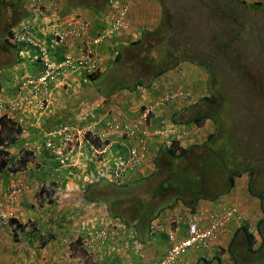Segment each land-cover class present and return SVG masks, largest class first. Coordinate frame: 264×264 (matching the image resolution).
Listing matches in <instances>:
<instances>
[{
    "label": "crops",
    "instance_id": "1",
    "mask_svg": "<svg viewBox=\"0 0 264 264\" xmlns=\"http://www.w3.org/2000/svg\"><path fill=\"white\" fill-rule=\"evenodd\" d=\"M26 1L0 0V91L5 101L20 103L12 118L22 128V132L17 136L18 139L8 149L11 153L21 152L22 149L30 150L35 156L26 168L15 176L3 174L0 177V200L6 208L15 212L17 220L16 224L8 226L0 224V264H77L74 259L78 248L75 246V240L78 239L79 245L80 240L87 238L96 228L107 229L108 236L89 251V264H129L141 260L154 262L167 250L169 232H174L177 237L185 235V226L190 219V213L186 208L184 210L179 203H176L174 208L171 207L159 217H153L146 225L143 222L142 209H129L130 214L126 217L121 214L113 216L114 214L108 213L106 204L97 202V199L87 201L84 198L85 190L88 189L89 195L95 194L94 192L103 189L105 184L100 182L104 160L98 161V156L92 153L87 145L81 144L76 154L67 162L52 157L47 150V157L44 159L38 157L36 146L43 145L49 139L53 128L65 119L81 125L99 119L105 112V99L113 96L115 92L111 89L107 93L101 91L97 86V81L101 78L90 80L80 76L77 81L66 82V87L65 81L55 83L57 85L53 84L52 92L47 95L50 102L44 107H42L43 99H47L44 94L24 97L20 82L25 76L36 75L39 67L31 47L6 43L8 33L10 28L25 16L36 19L38 25L42 26L44 22H49L51 14L46 10L42 13L35 12V9L28 6L29 12L26 9ZM128 2L132 32L129 35L112 38L106 44L102 49L104 62L113 59L111 55L114 51H126L127 45L132 40L141 38L144 31L156 28L161 21L163 12L159 0H128ZM254 2L260 1L247 0V3ZM15 7L17 10L13 13L11 8ZM86 10L93 21L94 30L107 19L102 15L104 10L100 13H95L89 8ZM39 30L41 31L39 34L43 37L46 34L45 29ZM48 41L50 42V39ZM135 61L136 59L133 60ZM179 65L183 67V71L176 72L175 67L168 70L166 74L159 76L162 79L160 84H153L148 90L140 91L139 95L129 91L123 94L121 92L119 95L124 99L126 110L134 112L135 101L132 98L139 96V101L141 98L144 101L152 100L155 98L154 95L160 93L162 84L171 81L196 93L203 90L202 70L189 62H181ZM106 67L107 65L104 64L103 69ZM120 74L122 78H127L121 71ZM123 85L120 87H125ZM175 107L168 105L157 108L156 111L160 113V118L167 115L169 117L176 112L177 115L172 117L180 120L183 118V113L178 108L176 111ZM129 116L132 117V114ZM194 139L189 135L185 143L194 142ZM118 145L124 146L120 143ZM114 154L113 151L108 152L103 157L111 159ZM40 160L42 161L39 162ZM239 179L242 182L239 184L236 180L235 186L228 193L220 195L219 200L214 202L200 199L196 207L203 205L217 207L219 203H235L246 215L252 212L257 215L256 199L247 193L248 176L243 174ZM17 180L26 183L38 180L46 188L50 186L55 188L54 203L47 204L43 196L34 190H28L18 195L16 200L10 201L7 195L9 187ZM116 197L118 198L119 194H116ZM180 214L182 215L179 216ZM19 223L21 228L18 227ZM151 225L154 230L151 229ZM233 227L232 224L228 226L221 237V244L230 240ZM217 249L218 242L208 251L190 249L174 264H200L201 261H207L215 256ZM80 254L84 256V252L80 251ZM225 256L227 255L222 254L221 258ZM68 257L73 258L69 260ZM228 264H231V259L228 260Z\"/></svg>",
    "mask_w": 264,
    "mask_h": 264
},
{
    "label": "clouds",
    "instance_id": "2",
    "mask_svg": "<svg viewBox=\"0 0 264 264\" xmlns=\"http://www.w3.org/2000/svg\"><path fill=\"white\" fill-rule=\"evenodd\" d=\"M95 1L96 0H93L92 2H95ZM103 1H104L103 6H105L103 9L104 11L100 9L97 12L100 13L103 11L102 15L104 17H106L107 19H105L102 22V25H100L99 27H96L95 30L93 29V21H92L91 17L89 16V13L86 10L89 8L93 11V7H91L92 2L90 4H86V2H82L81 4H76V5L74 4L73 5L72 3H69L68 0H66V3H65V0H43L39 3H38V1H35V0H27L26 1V3H27L26 9L29 12H30L29 7L31 9H35L36 10L35 12H39V13H42L44 10L48 11V13L50 12L51 14L49 13L50 14L49 22H44V25L39 26L36 19L29 18V17L25 16V17L21 18L20 21H18L12 28H10V30H9L10 35H8L7 40L10 41L13 45H17V46L27 45V46L31 47L32 50L35 52V58L37 60L38 67H39L38 73L36 75L25 76V78L20 82V88L21 89H22V83L25 81V79H27L28 77L36 79L37 77L42 75L44 72H46V70H44L43 63H42L41 59L39 58L37 50L34 48V46L26 44V43L15 42L13 40V33H14L16 27L23 22H29L33 25L34 32H35L37 38L47 46V49L49 51L48 54H49L50 64H52L54 67L57 66L59 63H62L66 59V55H70V57L82 60V63L77 62L74 68H69V67L62 68V69L51 68L50 72L53 73L54 77L50 78L49 81H47V83H46V88L42 89L41 92L39 91L37 94V96L44 94L47 98V99H43L44 105H42V107H44L47 103L50 102V98L47 95L50 92H52V90L54 88V87H52L53 84H55L59 81H65V87H66V82L77 81L80 78V76H85L86 79H90V80H94L95 78H101V76H103L106 71L111 69L112 65H114L119 59L122 58V54L117 50V51H114L113 54L111 55L113 59H109L108 62L107 61L104 62L102 49L106 46V44H108V42L112 38H115V37L121 36V35H129L132 32L133 27H132V23L130 22L129 15H128L129 7H130L129 2H128V0H106V2H108V4H106L105 0H103ZM242 1H244L246 4H251V3H247V0H242ZM259 1L264 3V1H262V0H259ZM98 2H101V0H99ZM198 2L200 3V5L193 4V7L196 8L198 6H201V7L203 6L204 9H208V10H210V9L212 10V8L214 7L212 0H208L205 2H202V1L201 2L198 1ZM51 4L54 6H51ZM168 9L170 10L169 7H166L165 9H163V14H162V17H164L166 20L167 26L169 24H172V21L175 20L177 17L174 14V12L169 14ZM97 12H95V13H97ZM121 12H124L123 18H124V21H126V23H127V27L116 30L111 35L105 36L102 40L100 39V40L94 42V39L97 38L96 36L98 34H100V32L103 29L109 27L111 22H113L119 16V14ZM173 15H174V17H173ZM72 16L73 17L82 16L89 23L88 29H87V36H86L87 39L89 40L87 47H82V48L79 47L78 48L76 41H74L70 45L69 42L62 41L59 38L54 37V35H53V29H55V28L61 29L62 27H64L66 24V21ZM45 19L46 18L44 16V20ZM162 21H163V19L160 21V23L157 25V27L162 23ZM46 25H47V28H46ZM156 28H154L152 30H155V31L160 30V31H159V34L156 37H154L158 40H157L156 44L153 45L152 48H151V45L149 43L151 35H145V31H144V35L142 34L141 38L132 40L127 45V47L135 48V45H137V44H132V43L141 41L140 44L141 45H147L149 50L156 48L157 52H160V56L162 57L161 54H163V53L160 51L159 46H158L161 43V40L158 37H162L163 36L162 33H165L166 35L168 33H167L165 28H162V29H160V28L156 29ZM39 29H45L44 33H46V34L43 35V37L39 34V31H40ZM152 30H147V31H152ZM245 37L249 38L247 36H245ZM49 39H50V42L48 41ZM239 43L243 44L242 41ZM212 44L213 43L210 42L209 45L206 46V48H211L213 51H215L212 48ZM182 45L185 46L184 44H182ZM189 45L193 48V50H189V51L187 50L186 51L185 47H184L183 53H185V54L188 53V57H192V59L187 58V59L181 60L176 65L177 67L175 66V68H177L175 70L176 72L183 71V67L181 65H179L181 62H189V63L196 65L195 55H194V53H195L194 44L191 43ZM243 45H245V44H243ZM243 45L241 47H243ZM236 46H237L236 53H239L242 57V60L244 61L245 57L242 53L241 47H239L238 44H236ZM88 49L91 50V54H92V58H93V67L90 69L88 68L89 65L86 62V55L88 54ZM128 51H124L126 53V56H125V62L123 64H125L124 67L126 69H129L131 72H134L136 70L135 67L138 64L137 55L135 56L134 59H131L128 55ZM181 51H182V47H181ZM144 54H145V52H144ZM140 56H141V59H143L142 63L144 66H147L146 64L155 65L151 62V58L149 60L146 59L147 55L143 56V54H142ZM135 59H136V61L133 62V60H135ZM161 59L162 58L158 59V63ZM238 59H239V57L236 59V62L238 61ZM129 62H133L134 65L130 64ZM245 62H246V60L243 63H245ZM104 64H105V66L107 65V67L105 69H103ZM172 68H174V67H172ZM172 68H170V69H172ZM148 69L150 71H153V69H155V67L154 68L151 67V69L148 67ZM170 69H168V70H170ZM210 69L215 70L214 68H210ZM120 71H121V69L119 67V72ZM138 71H136V72L138 73ZM167 71L162 73V74H166ZM109 73L110 72H108V74ZM162 74L156 76V78L152 82V85L156 84V83L160 84L159 82H162V79L159 77ZM151 75H153V74H151ZM202 75H203V86H204V88L199 93H205V91H209L210 95L203 94V95H201L200 98L197 99V95L199 93H196L192 89L186 88L184 86L176 85L171 81L170 83L162 84L163 86H162V89L160 90V93L154 95L155 98H153L152 100L144 101L141 98V100L139 101V96L137 98H132L135 101L133 103V105L135 106L134 112L126 110V107L124 104V99L119 94L121 92H122V94L128 93V91H129L131 93H136L137 95H139L140 91H144L145 89L148 90V86L138 87L139 91L134 92L133 89L132 90H130V89L133 88V84L135 82H133V84H131V85H127L126 87H120L119 85H116L114 87V89H116V90L111 88V90H113V92H115V94L113 96L109 97L108 99H105V101H104L106 107H105L104 115L102 117H100L99 119H96L95 121H89L88 123L82 124V125L78 124L74 121H67L65 119V120H63V122L59 123V125L56 128H53L50 131L49 139L46 140L43 145H37L36 149L39 151V149L44 148L45 150H47L52 155V157H54L58 160H61L62 162H67L70 159V157H73L76 154V152H77V150L81 144L87 145L90 148L91 152L95 153L98 156V158H97L98 161L104 160L103 170L100 174V182L105 183V184H103V186L109 185V184L111 186L112 185H114V186L129 185L131 183H134L136 180H138L142 177H145V178L149 177L152 173H154L156 171V168H157L156 160L162 154L163 148L170 146V143L172 141H176V142L178 141V143L181 146H187V145L194 144V143H200L206 138V135H208L209 133L214 132L216 130V125L212 120L211 114H209V117L207 119H205V121L202 125H198L197 123L195 124L194 122H191V123L172 122L173 120H172L171 115L169 117L167 115L164 118H160V116H161L160 113L158 111H156L157 108H163V107H166L168 105H175L176 107L174 109L177 111V108H178V110L182 111V113H183V110L185 108H190V107L196 106L197 100L202 101V98L204 96L211 97V93H212L211 90L214 92L218 88L216 85L213 86V84H212L213 80L217 78L218 74L215 75V74L209 73V70H207V71L202 70ZM128 76L129 75L126 74V77H128ZM210 76H212L211 79L209 78ZM136 77L142 79L143 76L139 77L138 74H136ZM218 79H220V78L218 77ZM142 80H145L144 77ZM150 80H151V77L149 79L147 78L146 81H150ZM55 85H57V84H55ZM175 88L183 90L187 94V97L184 99H181L179 101H175V100H171V99L166 101L164 99L166 94H168L170 91H172ZM22 91L24 92L23 89H22ZM0 95H1L4 103L7 106H9L12 103V102L5 101L4 97L1 94V91H0ZM224 101H225V99H224ZM202 102H204L206 105H208L212 108L211 104H209L205 101H202ZM228 102L230 103V101H228ZM147 107L150 108V112H151L149 115L150 126H152L153 128H161V129L173 128V129H175L176 133L180 134V137L175 138V137H173L174 135H172V134H167L166 136H160V137L158 135L151 134L148 140H149V144H150L151 149H152V156L150 157L148 162L145 165H143L141 168L137 169L136 171L131 172L129 170V171L125 172V174H123L120 178H115V176H114L115 167L118 166L119 161H121L125 158L129 146H131L134 143V142H130V141H135V140H130V138L127 139L126 137H121L120 135H117V134L105 133V128H104L105 122L112 116V113H113L112 109L113 108H116V109L119 108V110L122 113L123 118L126 121L130 122V121H134L136 119H139V116L145 111V109ZM17 110H18V108L16 110H14L13 112H11L8 116L3 115L2 117L12 118L13 113H15ZM216 111H219L220 114L222 113L221 115L223 116V121L225 118L224 124L225 125L227 124V125L224 126L223 121H222V129H223V127H225L228 130L227 126L230 123V116H231V114H229L230 112L221 110V108L218 104H216ZM205 112H207V110ZM198 113H196V114H198ZM218 113H214V115L217 118H219ZM129 114H132V117H130ZM2 117H0V119ZM187 119L188 118L183 117L182 119H180L178 121H185ZM162 121H163V123H162ZM209 121H212L214 125L211 126ZM64 128H67L70 132H76L77 130H82L84 132V135L77 137L76 140L71 142L73 145L69 144L65 147H61V144H62L61 139L64 136L63 131L65 130ZM93 130L96 131L95 135L92 134ZM208 130H209V132H207ZM219 132L220 131H218V134H219ZM189 135H192L195 139L193 140L194 142L186 144L185 140ZM118 143H120L124 146L121 147L120 145H118ZM111 149H113V150H111ZM112 151L115 154L111 159L107 158V157H103L108 152H112ZM0 173H1L0 177H2L3 174H6V173L10 174L12 176H15L14 173L8 172L7 170L0 172ZM15 178H13V179H15ZM17 184H25V185L27 184L30 186V188L23 190L21 193L17 194V196H15V197H11L9 195L10 191ZM41 186H42V184L38 180L31 181L30 183H26L25 181L17 180L13 184L10 185L9 192L7 195L9 196L10 201H14L18 198V195H21L22 193H24L28 190H34V192H36V191L39 192ZM0 202H1V200H0ZM50 203H47V204H50ZM176 203H179L181 208H183L184 210L186 208V211H188L190 213V219L186 223L184 236L177 237L174 232H169L167 234V240H168L169 246H168L167 250L165 251V253L172 247L173 242H174L173 240L170 239V235H172L174 237V239H176L177 241L186 238L187 237L188 223L193 219L196 212L199 209H201L202 207H209L211 209H217V208H221V207H224L227 205H235V207L237 208L238 215L241 217V219L239 221H235V219L232 218V221L228 222L225 225V227L222 230H220L217 237L211 242V244L208 247L191 246V247L187 248L181 255H183L185 252H187L190 249H203L204 251H208V250L212 249L218 242V249L216 250L217 251L216 255L210 259H207V261L215 262L217 260L219 264H228V259H227V261L225 259L226 256L223 259L221 258V255H222L221 250L223 248H225V247H222L221 237L225 233V231L227 230V228L230 224H232L234 226L233 227L234 230L232 231V237H233V234H234L235 230L237 229V227L239 225H241L242 223H247L248 227H249L248 230L250 232H252L256 237L258 235V233L256 231V222L262 217L261 213H259L257 215L252 214V213L246 215L245 213L242 212V209L238 204H235V203L224 204L223 203L217 207H212V206H208V205L196 207V205H195L194 209L192 210V209H189L188 206H185L184 204H182L179 200ZM176 203L170 202V203H167L166 205H164L165 207L162 210L157 212L155 218L159 217V215L161 213L164 214L165 211L169 210L171 207L174 208ZM1 204L4 206V204L2 202H1ZM6 209L9 211H12L14 213V215L8 219V222L6 224H2L1 222H0V224L3 226H8L10 224L11 225L16 224L15 222L11 221L12 219L16 220L15 212L9 208H6ZM178 211H179V209H178ZM181 215L182 214H180L179 216H181ZM151 229L154 230L153 225H151ZM100 231H103L102 237L97 236V234ZM107 236H108L107 229L96 228L93 230L91 235H88L87 238L80 240L79 245L77 243L78 239H76L75 240V246L78 248H77V251L75 253L74 259L77 261V264H89V262H88V260L90 259L89 258L90 257L89 251L93 250L99 244V242H101L102 240H105L107 238ZM232 237L227 242L228 246H227V249H225V251H227L229 253V259H231V264L234 263V258L232 256V253H233V255L237 256L239 259L242 257H240V253H239L238 249L244 248V250H245V245L243 246L244 240L242 239V236H239L238 240L236 241L239 245L235 246V244H236L235 243L234 246L231 247L230 243H231ZM80 251L84 252V256H82L80 254ZM245 252H246V250H245ZM165 253L158 260H156L154 262L150 261L148 263L159 262L162 259V257L165 255ZM223 253H225V252H223ZM181 255H179L176 258V261ZM68 258L70 260L73 257H68ZM142 261H146V260H141V261H137V262H130L129 264H137V263L142 262ZM176 261H175V263H176ZM207 261H204V262H207Z\"/></svg>",
    "mask_w": 264,
    "mask_h": 264
},
{
    "label": "trees",
    "instance_id": "3",
    "mask_svg": "<svg viewBox=\"0 0 264 264\" xmlns=\"http://www.w3.org/2000/svg\"><path fill=\"white\" fill-rule=\"evenodd\" d=\"M92 1L93 0H68V2L72 3L73 5L81 4L82 2L90 4ZM98 1L99 0H96L95 2L91 3L93 11L96 10L95 12L99 11L100 9L103 10L105 7L103 6V0H101V2ZM198 1L201 2L202 0ZM233 1L234 3L229 14V18L231 16V19H227L228 22L233 25V29L231 30L232 32H228L224 26H218L221 29V32L219 34H215L213 38L211 37L210 41L211 43L213 42L212 48L215 51H213L211 48H206L201 52L195 51L194 55L196 57V65L201 70H209V73L215 75L218 74L217 78H220L219 81L222 84L223 82L221 78L224 72L217 68V65L219 64L218 57L220 54L218 44L224 42L227 48H229L227 61L230 62L232 66H235V75L243 76L247 73L248 76L252 78L253 85L256 87L261 97L264 94V90L263 87H260V84L255 77V73L246 68V66L243 64L245 60L243 61L241 55L235 52L237 49V42H241L242 39L246 40V37L241 29L242 25H234V19L236 14L242 10V7L247 5L253 7H264V3L254 2L251 4H246L242 0ZM159 3L163 12V9H165L163 8V2L159 0ZM16 10V7L11 8L13 13ZM222 13L223 14H221L220 17L224 19V16L227 14V10L223 9ZM162 19V23L156 29L165 28L168 35L170 36L169 45H162L161 43L158 45L160 51L163 53L161 54L162 64L158 63V66L146 64L150 69L151 67H155V69H153V75L150 76L151 80L146 81L142 80L141 78H137L133 84V88L130 89H133L134 92L139 91L138 87L148 86V89L151 88L152 82L156 76L166 72L172 67H175L183 59H192V57H188V53H183V45H177V47H182V51H174L171 41L172 36L170 35L171 24L167 26L165 18L162 17L161 20ZM159 31L160 30L145 31V35H158ZM8 35L10 34L8 33ZM162 35V37H158L161 41L164 39L166 34L162 33ZM6 43L11 45L10 41L6 40ZM140 43L141 41L133 42L132 44ZM124 56H126L125 52ZM238 57L239 59L236 62ZM210 68H214L215 70H211ZM124 75L126 76V74ZM212 84L213 86L216 85L218 87L217 90L221 88V84H219L216 79L213 80ZM123 86L126 87L127 85ZM220 98L221 100L218 99L217 95L211 93V97L204 96L202 101H205L212 106H216V104H218L221 110L230 112V103L224 101L225 97L223 94L220 95ZM246 109H248V112H250V110L253 111L256 108L248 106ZM209 114L211 113L199 112L185 121H178L172 117V115H177L176 112L173 113L171 117L173 120L172 122H194L195 124L197 123L198 125H202L205 119L209 117ZM218 115L219 118L212 116V120L216 125V130L206 135V138L202 142L181 146L178 141H172L170 146L164 147L162 154L156 160V171L149 177H142L129 185L111 186L109 184L111 187L104 186L103 189L96 190V192H94L95 194L90 195L87 189L85 191L84 198L87 201L97 199V202L106 204L108 212L110 214H114L113 216L121 214L123 217H126L130 214L128 212L129 209H142L144 215L143 222L146 225L150 220L152 221V218L156 216L158 211L165 207L164 205L168 203L165 200L171 201L174 199L172 203H176L179 200L182 204L193 210L194 206L200 199L215 200L218 196L228 193L234 187L236 180L241 175L246 174L248 176L247 193L250 197L256 199V209L258 213H261L262 217L256 222V231L258 233L257 237L248 230L249 227L247 223H242L235 230L230 246H234L239 236H242L247 254H251L253 256L256 255V257L259 258L260 256L264 257V153H262V158L259 157L260 159L256 160L253 159L255 157H252L253 155L251 154L245 157L243 155V148L242 150L240 149V146H245L243 142L244 140L235 135V133H229L230 135L228 133L222 134L223 116L220 113H218ZM228 126V130L231 132L234 127L232 125V120L231 124L229 123ZM218 131H220L219 134L221 135L218 134ZM21 132V126L16 121H14L13 118L2 117L0 119V172L7 170L8 172L16 174L23 171L26 168L27 163L31 162V159L35 158L34 153L30 150L22 149L21 152L19 151L17 153H11V151H9L8 147L15 143V141L18 139L17 136H19V133ZM246 143L250 152L252 150L251 143ZM220 146H222V148H220ZM229 149L230 155L227 152H224L225 150ZM233 151H235V153L232 156L231 153H233ZM223 153L224 155H222ZM37 154L39 159H44L47 157L48 153L46 150H44V148H41ZM174 160L176 163H173ZM41 161L42 160L39 162ZM161 168L163 169L164 173L161 171ZM177 168L179 170H177ZM208 172H210L214 177L212 178L210 176L207 178ZM217 173L219 175H217ZM192 177L200 178V181L197 182V189L195 187H190V184L187 180ZM209 180H214V182L210 185L208 183ZM213 186L216 187L215 190H213ZM133 188L134 190H132ZM54 190L55 188L51 186L46 188L42 184L39 190V195L43 196V200L46 203H54ZM116 194H119L118 198L116 197ZM11 221L17 223V221L14 219ZM18 227L21 228L20 223L18 224ZM258 241L259 243L257 244ZM232 256L234 258L233 264H239L238 257L233 255V253ZM241 259L245 261V259ZM250 264H254V259L250 261Z\"/></svg>",
    "mask_w": 264,
    "mask_h": 264
},
{
    "label": "rangeland",
    "instance_id": "4",
    "mask_svg": "<svg viewBox=\"0 0 264 264\" xmlns=\"http://www.w3.org/2000/svg\"><path fill=\"white\" fill-rule=\"evenodd\" d=\"M163 2V8L169 7L170 10L168 13L174 12L177 16L175 20L172 21L171 24V36H172V47L175 52L181 51V46L184 44L185 50H193V48L189 45L191 43L194 44V50L197 52L204 51L206 46L209 45L211 41V37L213 38L215 34H219L221 29L218 26H224L228 32H232L233 25L228 22L230 9L234 3L233 0H212L214 7L212 10L204 9L202 6L193 7V4H198V0H161ZM208 0H202L205 2ZM108 4V2H106ZM226 9L227 14L224 16V19L221 18L222 10ZM178 18V19H177ZM231 19V16L230 18ZM234 25H242L241 29L245 36L249 37L246 40H241L243 44L237 43L239 47H241L242 53L245 57L246 64L243 63L246 68L255 73V77L260 84V87H263L264 90V7H253V6H245L242 7V10L236 14L234 19ZM157 34H153L150 36V45L151 48L153 45L156 44ZM170 36L167 34L164 39L161 41L162 45H169ZM213 43V42H212ZM146 46V47H145ZM218 48L220 49V54L218 57L219 64L217 68L224 72L221 80L222 84L218 78L216 81L221 84V88L215 90L214 92L211 90L212 93L218 96V99L221 100L220 95H224L225 101H230V124L232 120V125L234 126L231 132L223 127V133H230L239 136L244 141L245 146H240V149L244 150L243 155L246 157L247 155L251 154L253 159H260L262 158V153H264V94L260 97L256 87L253 85V80L248 74L246 73L243 76L235 75V66H232L230 62L227 61V54L229 53V48L225 45L224 42L218 44ZM129 50V51H128ZM126 51H128V55L131 59H134L137 55L138 64L135 67V71L131 72L129 69L124 67L125 64V56L124 51H119L122 54V58L119 59L114 65H112L111 69L106 71L101 79L97 81V86L101 91L105 93L110 92L109 89H114L116 85H131L135 80L139 77H144L145 80L149 79L153 71H150L147 66L143 65V59L141 56H146V59L149 60L151 58V62L158 66V59L162 58L160 56V52H157L156 48L148 49L147 45H135V48L127 47ZM237 49L235 50V52ZM145 52V54H144ZM174 58V57H173ZM196 58V57H195ZM133 64V62H129ZM162 64V59L159 61ZM171 63V61H170ZM119 67L123 74L129 75L126 79L122 78ZM139 70V71H138ZM138 71V73L136 72ZM108 72H110L108 74ZM142 77V79H143ZM212 76L209 78L211 79ZM249 78V81H248ZM109 88V89H108ZM253 88V89H252ZM116 90V89H114ZM220 95H219V94ZM206 94L210 95L209 91H205V93H199L197 95V99L201 97V95ZM234 99V100H233ZM252 106L256 108L255 110L246 109V107ZM207 110L208 113H211V116H215L214 113H218L216 111V106H212V108L206 105L204 102L197 100L196 106L185 108L183 110V117L189 118L193 114L195 115L198 112H205ZM220 113V112H219ZM222 114V113H221ZM225 122V118L223 124ZM211 126H213V122L209 121ZM227 125V124H226ZM224 124V126H226ZM229 127V126H227ZM250 130V131H249ZM229 134V135H230ZM221 135V134H219ZM218 135V136H219ZM243 136V137H242ZM246 142L251 143V148L254 151H250L248 149V145ZM254 144V145H252ZM222 148V146H220ZM231 149V148H230ZM230 149L225 150L230 155ZM234 149V148H233ZM235 151H233L232 156L234 155ZM241 153V154H242ZM227 154V155H228ZM224 155V153L222 154ZM260 157V158H259ZM173 163H176L175 160ZM219 166V165H218ZM177 170H179L177 168ZM163 172V169L161 168ZM175 171V170H174ZM172 171V172H174ZM164 173V172H163ZM208 177L210 176L213 178L214 176L208 172ZM214 174V173H213ZM158 175V173H157ZM171 175V174H170ZM217 175H219L217 173ZM190 187H197V182L200 181V178H189L187 179ZM214 180H209V184L211 185ZM239 184L242 182L238 179ZM218 187V186H217ZM215 186H213V190H215ZM219 200V196L215 200ZM166 202L170 203L173 200ZM197 204V203H196ZM219 203L217 205H220ZM248 204V203H247ZM249 206V204H248ZM257 212V211H255ZM254 214V213H252ZM257 214H259L257 212ZM259 241L257 242V244ZM243 241V246H244ZM239 245L237 242L235 246ZM228 243L222 244L223 248L222 254H226V261L229 260V253L225 251L227 249ZM242 246V247H243ZM235 248V247H234ZM240 253V257L244 260L239 258V264H250V261L254 259V264H264V257L260 256L256 257V255L247 254L244 248L238 249ZM225 252V253H223ZM258 258V259H257ZM252 263V262H251ZM200 264H219L216 260L213 261H201Z\"/></svg>",
    "mask_w": 264,
    "mask_h": 264
},
{
    "label": "built area",
    "instance_id": "5",
    "mask_svg": "<svg viewBox=\"0 0 264 264\" xmlns=\"http://www.w3.org/2000/svg\"><path fill=\"white\" fill-rule=\"evenodd\" d=\"M35 1H38L39 3L43 0ZM51 6L54 5L51 4ZM123 15L124 12H121L119 16L113 22H111L109 27L103 29L100 34L96 36L97 38L94 39V42L100 39L102 40L105 36L111 35L116 30L126 28L127 23L124 21ZM88 25L89 23L84 17L72 16L66 21L64 27L61 29H53V35L62 41L69 42L70 45L76 41L78 48L87 47L89 42L86 37ZM13 40L15 42L26 43L34 46V48L37 50L39 58L43 63L44 70H46V72L36 79L28 77L22 83V89L24 90L25 98L31 95L36 96L39 91L41 92L42 89L46 88L47 81L54 77L53 73L50 72L51 68H74L77 62L82 63L81 59H75L70 57V55H66V59L57 66L54 67L52 64H50L47 46L37 38L33 25L29 22H23L16 27L13 33ZM86 62L89 65V69L93 67V58L90 49H88V54L86 55ZM186 97L187 94L183 90L175 88L166 94L164 99L166 101L170 99L179 101ZM19 105V102H12L9 106H7L0 95V117L3 115L8 116L11 112L16 110ZM112 111V116L105 122V133L117 134L121 137L135 140H129L130 142L134 143L129 146L125 158L119 161L118 166L115 167V178H120L123 174H125V172L129 170L131 172L136 171L148 162L152 156V149L148 140L151 134L158 135L159 137L166 136L167 134H172L175 138L180 137V134L176 133L175 129L173 128L161 129L150 126L149 115L151 112L149 107H147L145 111L139 116V119L130 122L123 118L119 108H113ZM64 129V136L61 139V147L72 144L71 142L76 140L77 137L84 135L82 130L70 132L67 128ZM92 134L95 135L96 131L93 130ZM29 188L30 186L27 184H17L11 189L9 195L11 197H15L23 190ZM13 215L14 213L7 210L0 202V222L2 224H6L8 219ZM232 218H234L235 221H239L241 219V217L238 215L235 205H227L217 209L202 207L196 212L193 219L188 223L186 238L177 241L172 235H170V239L174 241L173 245L159 262L148 263L146 261H142L137 264H174L176 258L187 248L191 246L208 247L217 237L220 230H222L228 222L232 221ZM97 236L102 237L103 231H100Z\"/></svg>",
    "mask_w": 264,
    "mask_h": 264
}]
</instances>
